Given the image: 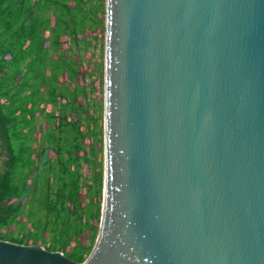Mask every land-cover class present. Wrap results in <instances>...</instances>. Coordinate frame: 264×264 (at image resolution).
I'll return each mask as SVG.
<instances>
[{"label":"water","instance_id":"1","mask_svg":"<svg viewBox=\"0 0 264 264\" xmlns=\"http://www.w3.org/2000/svg\"><path fill=\"white\" fill-rule=\"evenodd\" d=\"M104 184L82 263L264 264V0H106Z\"/></svg>","mask_w":264,"mask_h":264},{"label":"trees","instance_id":"2","mask_svg":"<svg viewBox=\"0 0 264 264\" xmlns=\"http://www.w3.org/2000/svg\"><path fill=\"white\" fill-rule=\"evenodd\" d=\"M105 2L0 0V239L78 263L103 200Z\"/></svg>","mask_w":264,"mask_h":264},{"label":"rangeland","instance_id":"3","mask_svg":"<svg viewBox=\"0 0 264 264\" xmlns=\"http://www.w3.org/2000/svg\"><path fill=\"white\" fill-rule=\"evenodd\" d=\"M104 34V33H103ZM105 36V35H104ZM103 57H104V53H103ZM103 98H104V95H103ZM104 100V99H103ZM103 104H104V101H103ZM103 116H104V110H103ZM0 165H1V158H0Z\"/></svg>","mask_w":264,"mask_h":264}]
</instances>
